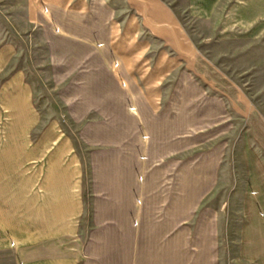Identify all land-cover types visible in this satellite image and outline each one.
<instances>
[{"label": "crops", "instance_id": "1", "mask_svg": "<svg viewBox=\"0 0 264 264\" xmlns=\"http://www.w3.org/2000/svg\"><path fill=\"white\" fill-rule=\"evenodd\" d=\"M34 1L63 70L44 104L15 64L19 45L0 43V252L16 264H219L207 199L227 142L210 124L213 106L229 107L196 75L176 0Z\"/></svg>", "mask_w": 264, "mask_h": 264}, {"label": "rangeland", "instance_id": "2", "mask_svg": "<svg viewBox=\"0 0 264 264\" xmlns=\"http://www.w3.org/2000/svg\"><path fill=\"white\" fill-rule=\"evenodd\" d=\"M170 5L195 43L202 65L196 75L224 107L228 101L219 115L218 105L212 107L216 121L210 124L217 125L215 139L227 142L217 187L207 199L218 210L219 264H264V0ZM35 10L34 0H0V43L19 45L15 64L25 68L43 103H54L55 75L63 67L50 63ZM0 264H16L12 253L0 252Z\"/></svg>", "mask_w": 264, "mask_h": 264}]
</instances>
